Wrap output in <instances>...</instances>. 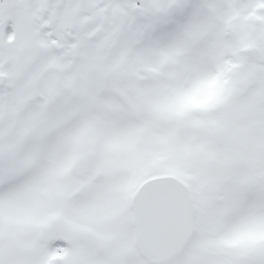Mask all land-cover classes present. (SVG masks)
Instances as JSON below:
<instances>
[{"label":"snow or ice","instance_id":"obj_1","mask_svg":"<svg viewBox=\"0 0 264 264\" xmlns=\"http://www.w3.org/2000/svg\"><path fill=\"white\" fill-rule=\"evenodd\" d=\"M0 264H264V0H0Z\"/></svg>","mask_w":264,"mask_h":264}]
</instances>
